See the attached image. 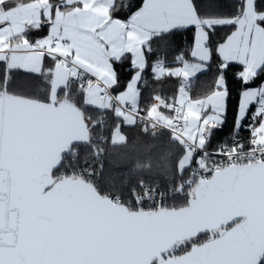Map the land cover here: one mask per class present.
<instances>
[{
	"label": "snow or ice",
	"instance_id": "snow-or-ice-1",
	"mask_svg": "<svg viewBox=\"0 0 264 264\" xmlns=\"http://www.w3.org/2000/svg\"><path fill=\"white\" fill-rule=\"evenodd\" d=\"M113 2L0 0V61L6 63L0 83V264H264V84L242 92L237 130L256 105L248 140L238 139L236 131L231 146L216 151L222 159L208 150L213 130L225 121L228 64L244 66L239 77L246 84L264 73V8L257 0H242L237 14L223 16L205 11L199 0H144L124 21L113 17ZM45 24L46 37L28 38L29 30ZM227 25L235 31L215 43L214 29ZM190 26L196 29L193 60L181 56L182 67L176 68L162 59L153 65L157 80L181 79L179 99L169 102L157 94L141 109L137 85L148 66L146 52L155 40ZM213 52L221 57L215 87L193 99L191 79L207 69ZM125 53L133 56L135 74L127 90L113 96L109 89L118 84L113 61ZM45 54L55 61L47 69V99L11 91L9 73H41ZM84 73L98 78L79 84L86 105L112 109L129 125L139 120L144 132L159 139L148 146L158 153L155 164L151 158L138 160L137 170L171 171L175 159L181 182L173 191L186 195L185 204L167 205L164 193L144 179L128 186L131 199H122L117 193L126 180L101 177L112 189L105 191L92 170L77 171L66 163L79 155L81 144L96 156L105 151L93 143L92 129L103 119L87 116L72 96L73 80H82ZM208 108L211 113L202 118ZM163 129L171 130L167 140ZM111 143L127 144L119 125ZM64 167L69 171L60 172ZM148 201L151 206L144 207ZM201 233L208 239L193 242ZM189 243V250L176 254Z\"/></svg>",
	"mask_w": 264,
	"mask_h": 264
},
{
	"label": "trees",
	"instance_id": "trees-1",
	"mask_svg": "<svg viewBox=\"0 0 264 264\" xmlns=\"http://www.w3.org/2000/svg\"><path fill=\"white\" fill-rule=\"evenodd\" d=\"M203 5L205 11L210 14H219L223 16H232L238 13L239 8L242 5V0H199ZM144 3V0H116L113 4V8L110 9L114 18L120 20H127L131 14L139 9ZM259 7L264 8V0H257ZM235 30V26H217L214 29L212 39L215 43H222L232 31ZM43 33V32H42ZM40 35L39 32H36ZM195 28H187L172 31L171 34L161 40H155L151 47V52H146V58L148 66L142 73L143 80L137 85L140 89V107L141 109L149 106L153 103V97L157 94H161L167 97L169 100L179 98V87L181 79L178 77H165L159 82L151 78V70L153 64L164 55V59L167 64H174L177 56L183 53L185 57L191 61V50L194 44ZM221 63V57L213 52L211 61L208 64L206 71L200 73L191 81L189 88V96L193 99L200 98L215 87V80L220 74L219 66ZM53 65L52 59L47 57L45 60V69H50ZM113 67L118 75V84L112 88L115 94L124 91L127 88L128 83L135 74V69L132 64L131 56L125 55L120 61H113ZM244 66L237 63H229L227 69L224 70V76L229 91L227 99V112L225 121L222 126L216 127L211 136V140L208 144L209 148H216L217 146L232 141V136L236 131L239 132L240 138L248 140L250 137V131L247 127L249 124L254 123L252 116L254 114L255 105H252L249 110L248 116L243 121V126L240 129L235 128L236 117L238 113L240 98L242 90L247 87L258 86L264 81V73H260L252 82L245 83L240 77L239 73L242 72ZM6 73V64L0 61V83L3 82ZM10 76V90L18 93H22L33 98L46 100L49 92L50 76L44 70L40 74H34L26 72L22 69H15L9 73ZM25 85V87H21ZM62 94V93H61ZM75 102L80 106L85 114L91 117L93 120L103 119L104 123L100 125H92L93 129V143L99 144L105 147V163L101 171L100 176L94 181L98 183L105 191H110L111 186L106 182V179L101 177H113L118 176L120 181H127L125 184L119 186L122 187V199H131L128 195V186H135L139 179H144L149 186H157L163 189L173 188L179 180H181L179 174L174 173V164L171 171H164L161 168L153 167L149 170H137V161H147L151 158L155 164L158 158V153L155 149L152 151L148 150V146L159 144V139L153 137L150 132H144L143 127L140 124L129 125L123 121L122 118H118L115 113H112L110 109H101L97 106L86 105L84 103V93L78 92L75 94ZM144 114V112L142 111ZM169 113V112H168ZM170 114V113H169ZM171 115V114H170ZM120 126L121 132L127 138L126 146H113L111 143V137L114 133L116 126ZM164 140H167L170 133L166 130H162ZM106 137L103 140L99 137ZM180 155V150L177 149L175 157ZM95 160L94 150L85 145L81 144L79 147V155L75 158L69 157L67 162H71L75 169H79L84 165H92ZM67 172L68 167H64ZM63 168V169H64ZM62 169V168H61ZM60 169V170H61ZM190 170V169H189ZM183 174L185 178L188 173ZM187 197H177L174 200V204L181 206L185 204ZM209 234L200 235L193 242L201 243L208 239ZM191 243L186 247L178 249L176 254H182L184 251L189 250Z\"/></svg>",
	"mask_w": 264,
	"mask_h": 264
},
{
	"label": "built area",
	"instance_id": "built-area-1",
	"mask_svg": "<svg viewBox=\"0 0 264 264\" xmlns=\"http://www.w3.org/2000/svg\"><path fill=\"white\" fill-rule=\"evenodd\" d=\"M183 57L184 59H186V60H188L186 57H185V55L183 54V53H180L178 56H177V58H176V60L174 61V63L175 64H178L179 65V67H182V63H181V61L178 59L179 57ZM160 59H162L163 61H164V63H165V65H166V61H165V59H164V55H162V57L160 58ZM6 64V63H5ZM154 65V64H153ZM151 73H152V77H153V79L155 80V81H158L157 79H156V77H155V74H154V72H153V67H152V70H151ZM89 79H91V80H93V81H95V80H97L98 78L97 77H95L93 74H91V73H84V75H83V79L82 80H74V82L78 85V88H79V84L80 83H85V85H86V81L87 80H89ZM162 79V78H161ZM79 90H80V88H79ZM82 91V90H81ZM109 92H110V94H112L113 96H115V93L113 92V90H112V88H110L109 89ZM161 95V94H160ZM169 102H173V100H169ZM111 110V112L112 113H114L113 111H112V109H110ZM161 111H166V112H169L171 115L170 116H172V115H175V113L174 112H172L171 110H168V109H164V108H161L160 109ZM140 115H144L142 112L140 113ZM137 123L138 124H140V125H142V127H144V125H143V123L141 122V121H137ZM163 130H166L167 132H171V130H169V129H163ZM240 139H243L244 141H247V139H245V138H240ZM102 142H104V140L102 141ZM225 144H227V145H229V146H231V144H232V141L231 142H228V143H223V144H221V145H219V146H217L216 148H209L208 147V150L210 151V152H212L213 153V156H214V158L215 159H222V157L221 156H218V155H215V153H216V151L222 146V145H225ZM100 147H102V148H104L105 149V147L102 145V146H100ZM105 153H106V151H104L103 153H101L99 156H96L95 155V160L93 161V163H92V165H84L83 167H81V168H79V169H76L77 171H82V170H92V178L95 180V179H97L99 176H100V174H101V171H102V169H103V167H104V163H105ZM193 167H195V164H193ZM191 177V169L189 170V173H188V175L185 177V178H183V179H189ZM181 182V180H179L178 181V183L175 185V186H177L179 183ZM149 187H152V188H154V189H156V188H158V190L161 192V193H164V202L167 204V205H173L174 204V200H175V198H177V197H183V196H186L184 193H177V192H174L173 191V188H170V189H163V188H160V187H157V186H149ZM151 204H152V202L151 201H148V202H146L145 204H144V207H149V206H151Z\"/></svg>",
	"mask_w": 264,
	"mask_h": 264
},
{
	"label": "crops",
	"instance_id": "crops-1",
	"mask_svg": "<svg viewBox=\"0 0 264 264\" xmlns=\"http://www.w3.org/2000/svg\"><path fill=\"white\" fill-rule=\"evenodd\" d=\"M116 0H114V2H115ZM114 2H113V4H114ZM143 6V5H142ZM141 6V7H142ZM140 7V8H141ZM139 8V9H140ZM139 9H137L136 11H138ZM136 11H134L132 14H134ZM131 14V15H132ZM131 17V16H130ZM130 17L128 18V19H130ZM127 19V20H128ZM127 20H124V21H127ZM191 27H194V26H190V27H188V28H191ZM182 29H187V28H182ZM176 30H181V29H174L173 31H176ZM235 31V30H234ZM36 32H39V34L40 35H37L36 34ZM43 32V33H42ZM195 32H196V29H195ZM49 34V27H48V25H42V27L39 29V30H29L28 31V38L30 39V40H32V41H35V40H37V39H40V38H43V37H46L47 35ZM127 54H129L130 56H131V60L133 61V56H132V54L131 53H125V55H127ZM124 55V56H125ZM123 56V57H124ZM47 57H49L47 54H45V56H44V58H43V61H42V71L44 70L45 72H47V69H45L44 68V66H45V60L47 59ZM122 57V58H123ZM50 59H52V61H53V65H52V67L51 68H54L55 67V61H54V59L53 58H51V57H49ZM121 58V59H122ZM192 60H193V58H192ZM230 63H237V64H241L240 62H238V61H232V62H230ZM242 65V64H241ZM166 67H169V68H176V67H179V65L178 64H167L166 63V65H165ZM207 68H208V66H207ZM207 70V69H206ZM206 70H204V71H206ZM204 71H202V72H204ZM202 72H200V73H202ZM200 73H197V75H199ZM196 75V76H197ZM95 76V75H94ZM153 75H152V73H151V78H153L152 77ZM96 77V76H95ZM133 77H134V75H133ZM132 80V79H131ZM96 81V80H95ZM94 81V82H95ZM130 83V82H129ZM113 87V86H112ZM127 90V88L124 90V91H126ZM124 91H122V92H124ZM72 92L74 93V94H76V93H78L79 92V89H78V87H77V85H76V83H74V80H73V82H72ZM121 92H119L118 94H115V95H119ZM84 98H85V94H84ZM166 115H169L170 116V114L168 113V112H166V111H163Z\"/></svg>",
	"mask_w": 264,
	"mask_h": 264
},
{
	"label": "rangeland",
	"instance_id": "rangeland-1",
	"mask_svg": "<svg viewBox=\"0 0 264 264\" xmlns=\"http://www.w3.org/2000/svg\"><path fill=\"white\" fill-rule=\"evenodd\" d=\"M243 70H244V69H243ZM197 76H198V75H197ZM197 76H195V77H197ZM195 77H194V78H195ZM194 78H192L191 81H192ZM152 79H153V78H152ZM162 79H163V78H162ZM162 79H160V80H162ZM153 80H154V79H153ZM160 80H158L157 82H159ZM74 83H75V82H74ZM261 84H264V81H263ZM261 84H259V85H261ZM76 85H77V84H76ZM259 85H258V86H259ZM77 87H78V85H77ZM253 87H257V86H253ZM247 88H251V87H247ZM78 89H79V88H78ZM245 89H246V88H245ZM245 89H243L242 92H243ZM79 92H83V91L79 90ZM83 93H84V92H83ZM72 96H73V98H74V96H75V94H74L73 92H72ZM241 97H242V93H241ZM178 99H179V98H178ZM240 100H241V98H240ZM253 105H255V104H253ZM251 107H252V106H251ZM251 107H250V109H251ZM238 109H239V108H238ZM250 109H249V110H250ZM255 109H256V105H255ZM254 112H255V110H254ZM210 113H211V109H210V108L206 109V110H205V113L202 114V118H203V115L210 114ZM247 116H248V115H247ZM247 116H246V117H247ZM246 117H245V118H246ZM237 118H238V113H237L236 120H237ZM60 172H67V170H66L65 168H64V169L62 168V169L60 170ZM58 174H59V173H58Z\"/></svg>",
	"mask_w": 264,
	"mask_h": 264
},
{
	"label": "water",
	"instance_id": "water-1",
	"mask_svg": "<svg viewBox=\"0 0 264 264\" xmlns=\"http://www.w3.org/2000/svg\"><path fill=\"white\" fill-rule=\"evenodd\" d=\"M22 70H24V71H26V72L34 73V72H31V71H29V70H27V69H22ZM34 74H40V73H34ZM74 98H75V96H74ZM204 234H208V233H201V234H199V236H200V235H204ZM182 254H183V253H182ZM179 255H181V254H179Z\"/></svg>",
	"mask_w": 264,
	"mask_h": 264
},
{
	"label": "flooded vegetation",
	"instance_id": "flooded-vegetation-1",
	"mask_svg": "<svg viewBox=\"0 0 264 264\" xmlns=\"http://www.w3.org/2000/svg\"><path fill=\"white\" fill-rule=\"evenodd\" d=\"M58 174V173H57Z\"/></svg>",
	"mask_w": 264,
	"mask_h": 264
}]
</instances>
